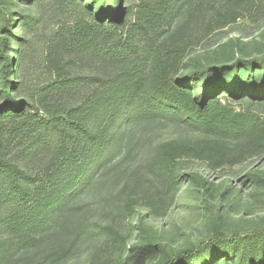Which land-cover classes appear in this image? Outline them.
I'll return each mask as SVG.
<instances>
[{
  "label": "rangeland",
  "instance_id": "obj_1",
  "mask_svg": "<svg viewBox=\"0 0 264 264\" xmlns=\"http://www.w3.org/2000/svg\"><path fill=\"white\" fill-rule=\"evenodd\" d=\"M83 1L8 0L5 9L14 18L31 19L23 28L17 27L19 20L14 22L12 35L0 29V40H7L2 55L12 56L14 62L16 51L23 48L25 55L11 75L15 82H24L21 90L13 92L17 98L49 80L48 55L57 34L77 20L89 21ZM138 3L119 1L117 18L125 26L134 22ZM239 13L242 16L234 22L192 44H188V35H200V30L178 23L175 39L186 46L180 57L158 64L150 58L139 93L124 85L125 80L119 81L114 94L119 105L114 112L117 124H110L109 145L99 158V153L89 156L88 171L67 202L43 215L42 222H35L40 226L38 230L33 227L30 242L18 243L15 231L0 227V264L40 260L44 264H132L135 249L145 245L152 252L143 264H167L181 251L208 241L264 232V142L255 151L243 149L233 164L215 157H193L183 150L186 144L201 141L208 146L214 137L176 122L175 113L167 114L159 105L151 108L133 100L151 97L148 82L163 73L161 81L170 83L167 99L178 97L183 105L189 103L172 82L187 71L182 65L196 54L212 57L208 63L216 66L237 59H263L264 0ZM225 51L234 53L223 55ZM83 62L80 70L88 74L92 64ZM132 101L136 103L130 105ZM218 101L230 111L253 113L264 120V102L255 104L225 93ZM176 109L182 112V105ZM263 128L264 124L258 129Z\"/></svg>",
  "mask_w": 264,
  "mask_h": 264
},
{
  "label": "trees",
  "instance_id": "obj_2",
  "mask_svg": "<svg viewBox=\"0 0 264 264\" xmlns=\"http://www.w3.org/2000/svg\"><path fill=\"white\" fill-rule=\"evenodd\" d=\"M119 1H83L89 21L77 20L57 34L55 47L48 55L49 80L24 98L13 95L24 82H15L11 77L23 61V48L16 51L14 62L12 56L2 55L7 40L1 37L0 227L15 231L18 243L32 240L33 227L38 230L40 226L35 222L67 202L88 171L89 156L99 153V158L109 145L110 124H117L114 112L119 105L114 94L119 81L125 80L124 85L139 93L150 58L158 64L180 57L186 46L175 39L178 23L200 30V35H188V44H192L234 22L242 16V8L259 0H139L135 20L128 26L117 18ZM7 2L0 0V29L12 35L14 22L19 20L17 27L23 28L31 19L20 15L14 18L5 9ZM67 2L72 4L74 0ZM231 53L225 51L223 55ZM206 56L194 55L189 60L192 65H182L187 71L172 82L178 95L189 103L183 105L178 97L167 99L170 83L161 81L163 73L148 82L151 97L133 100L151 108L159 105L167 114L175 113L176 122L214 137V143L208 146L201 141L186 144L183 150L188 155L210 160L215 157L233 164L243 149L262 148L264 128H258L264 120L253 113L230 111L218 98L225 93L263 103L264 58L237 59L216 66L208 63L213 59ZM83 61L92 64L88 74L80 70ZM181 105L182 112L176 109ZM242 141L240 146L238 142ZM151 252L150 245L137 247L132 264H143ZM177 255L167 264H264V232L208 241ZM42 261L35 264H44Z\"/></svg>",
  "mask_w": 264,
  "mask_h": 264
}]
</instances>
